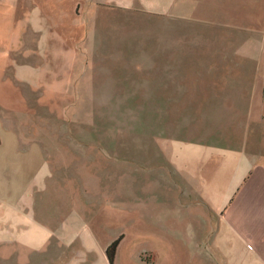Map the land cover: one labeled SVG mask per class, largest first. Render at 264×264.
Here are the masks:
<instances>
[{
  "label": "rangeland",
  "instance_id": "374dc122",
  "mask_svg": "<svg viewBox=\"0 0 264 264\" xmlns=\"http://www.w3.org/2000/svg\"><path fill=\"white\" fill-rule=\"evenodd\" d=\"M183 1L186 19L85 14L73 67L8 69L0 264H40L53 247L67 261L76 225L118 241L131 226L166 228L164 199L228 194L257 134L248 107L264 89V0Z\"/></svg>",
  "mask_w": 264,
  "mask_h": 264
},
{
  "label": "crops",
  "instance_id": "0c3cea01",
  "mask_svg": "<svg viewBox=\"0 0 264 264\" xmlns=\"http://www.w3.org/2000/svg\"><path fill=\"white\" fill-rule=\"evenodd\" d=\"M185 5L181 0H0V88L13 65L38 66L42 71L73 67L78 51L75 38L85 14L94 12L96 18L117 10L186 19L190 16ZM260 90L257 106L248 107L249 123L257 124V132H252L256 137L249 143L253 147L240 149L239 175L221 201L162 200L173 204L166 228L128 227L119 236L113 263L107 254L118 238L101 240L98 229L76 225L78 247L71 258L60 259V247H53L40 264H264V89ZM39 225L48 238L62 239L47 224ZM56 226L62 228L60 223Z\"/></svg>",
  "mask_w": 264,
  "mask_h": 264
},
{
  "label": "trees",
  "instance_id": "16d2710c",
  "mask_svg": "<svg viewBox=\"0 0 264 264\" xmlns=\"http://www.w3.org/2000/svg\"><path fill=\"white\" fill-rule=\"evenodd\" d=\"M117 246H118V241H115L108 249L107 256L111 263H113L114 256L116 255Z\"/></svg>",
  "mask_w": 264,
  "mask_h": 264
}]
</instances>
